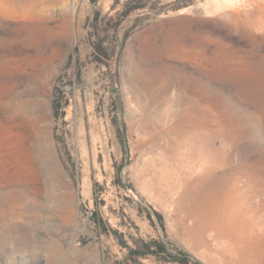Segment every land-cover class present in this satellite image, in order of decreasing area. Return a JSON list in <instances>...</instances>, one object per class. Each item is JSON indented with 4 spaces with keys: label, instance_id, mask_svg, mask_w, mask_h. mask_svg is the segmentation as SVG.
I'll return each instance as SVG.
<instances>
[{
    "label": "rangeland",
    "instance_id": "obj_1",
    "mask_svg": "<svg viewBox=\"0 0 264 264\" xmlns=\"http://www.w3.org/2000/svg\"><path fill=\"white\" fill-rule=\"evenodd\" d=\"M184 2L0 0V264H264V0Z\"/></svg>",
    "mask_w": 264,
    "mask_h": 264
},
{
    "label": "trees",
    "instance_id": "obj_2",
    "mask_svg": "<svg viewBox=\"0 0 264 264\" xmlns=\"http://www.w3.org/2000/svg\"><path fill=\"white\" fill-rule=\"evenodd\" d=\"M179 1L184 2V0H179ZM186 2H189V0H186L183 4H186ZM146 7L149 8V6L146 3H136V2L133 3L131 6H127L125 10L122 12L121 18L117 20L116 23L114 24L113 26L114 29H116L119 26L121 21L124 19L125 16L129 14V12L143 10ZM94 16L97 18L98 16L97 11L95 12ZM92 42L95 51L97 53L102 52L99 41H92ZM114 53L119 54V49L116 51L115 48H113L110 54L113 55ZM95 216L96 215L94 214L93 219H95ZM158 218L161 220V215H158ZM122 244L128 248V253L130 257L138 258L140 256L144 257L149 254H152L155 255L160 260H166V257L168 256L169 257L168 260L179 262L181 264H187L189 260V257L186 252L179 251L178 253L172 254L168 251L166 245L163 242L158 241L156 239L144 240L138 238L133 241V245H127L125 242H122ZM194 262L195 264H199L198 261H194Z\"/></svg>",
    "mask_w": 264,
    "mask_h": 264
},
{
    "label": "bare ground",
    "instance_id": "obj_3",
    "mask_svg": "<svg viewBox=\"0 0 264 264\" xmlns=\"http://www.w3.org/2000/svg\"><path fill=\"white\" fill-rule=\"evenodd\" d=\"M42 1V0H41ZM48 1V0H47ZM215 1V4L217 5V6H219V5H223V4H227V3H229V2H232V1H235V0H214ZM237 1V0H236ZM240 0H238V2H239ZM39 2H40V0H13V12H15L16 11V13H18L20 16H25L27 13V15H30V16H35V14L36 13H39V12H37V9H36V5L37 4H39ZM231 4V3H230ZM220 6V7H221ZM216 9H218V8H216ZM26 15V16H27ZM31 17V18H32ZM34 28H36V27H34ZM33 28V29H34ZM46 28V27H45ZM47 29V28H46ZM34 31H35V29H34ZM48 31V30H47ZM36 32V31H35ZM34 32V34H33V36H32V38H33V40L37 43L39 40H43V37H45V34H44V29H42L41 28V31L39 32V31H37L36 33ZM49 32V31H48ZM48 32H46V33H48ZM48 35H50V34H48ZM44 42V41H43ZM43 42H41V43H43ZM45 46H46V44H44ZM43 45V46H44ZM213 167H211V169H212ZM164 169V168H163ZM170 175V174H169ZM165 178V177H164ZM167 181V180H166ZM243 207V206H242ZM245 209V208H244ZM260 215V214H259ZM250 217V216H249ZM220 238H221V236H220Z\"/></svg>",
    "mask_w": 264,
    "mask_h": 264
},
{
    "label": "water",
    "instance_id": "obj_4",
    "mask_svg": "<svg viewBox=\"0 0 264 264\" xmlns=\"http://www.w3.org/2000/svg\"><path fill=\"white\" fill-rule=\"evenodd\" d=\"M117 42H119V40L117 39ZM114 89V88H113ZM123 139H124V141H125V137H124V135H123Z\"/></svg>",
    "mask_w": 264,
    "mask_h": 264
}]
</instances>
